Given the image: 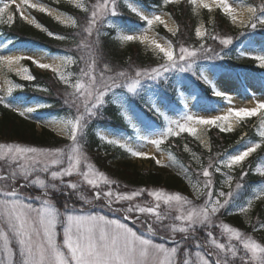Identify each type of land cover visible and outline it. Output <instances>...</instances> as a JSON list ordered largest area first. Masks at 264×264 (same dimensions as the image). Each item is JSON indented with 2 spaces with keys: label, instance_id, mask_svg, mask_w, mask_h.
<instances>
[{
  "label": "rangeland",
  "instance_id": "1",
  "mask_svg": "<svg viewBox=\"0 0 264 264\" xmlns=\"http://www.w3.org/2000/svg\"><path fill=\"white\" fill-rule=\"evenodd\" d=\"M11 1L0 0V5ZM19 1L20 7L0 9V26L12 24L17 14L35 28L42 29L33 14L47 15L67 28L76 26L72 17L48 4ZM51 1L86 10V0ZM185 3L200 18L198 39L206 35L204 16L212 21L213 14L221 10L231 26L240 29L255 14L252 6L238 5L233 0H164L163 6ZM125 4L146 21L142 30L128 32L112 19L106 21V26L115 30L122 48L136 45L143 53H151L161 65L156 67L157 74L165 78L174 64L175 53L171 41L157 29L175 36L177 24L165 11L147 10L132 0H125ZM243 52L258 59L256 69L263 78L250 71L236 76L232 72L216 75L217 72L204 69L202 76L219 93L217 101H199L195 86L187 83L182 72L178 75L185 105L182 113L175 108L167 111L166 103L153 89L146 88L148 103L166 119L165 130L156 133L108 80L89 82L75 75L72 56H57L40 47L14 45L0 38V102L11 113L33 124L38 133L45 130L71 144L60 149L35 150L0 142V264H264V222L255 214L256 208L264 209V184L242 205H231L240 189L230 184L235 168L256 153L259 143L238 144L218 161L216 168L227 186L215 194L212 189L206 192L205 185L189 182L183 185V192L163 189L123 192L113 189L110 178L94 168L77 140L79 116L49 115L43 112L47 107L44 102L26 100L19 94L23 90L20 82L33 81V72H40L52 75L79 95L86 111L104 103L116 105L135 129L136 138L102 129L97 131V137L114 149L120 148L126 153V161L142 172L153 168L170 171L168 166L174 159L165 147L172 135L193 133L200 146L209 150L207 133L212 124H218L221 130L234 131L250 118L256 120L258 131L264 135V110L258 102L264 98V38L253 37L250 48H244ZM134 77L137 94H142L146 90L141 80H146L147 75L136 73ZM218 83H224L226 88L220 89ZM247 102L257 107L244 106ZM211 113L216 114L212 120L204 115ZM149 149L155 154H149ZM256 172L264 177V161L257 164ZM63 189L83 198L92 193L88 198L90 204L87 208L71 204L65 196L68 193H61ZM55 191L57 195L52 196ZM233 211L238 213L242 224L226 217Z\"/></svg>",
  "mask_w": 264,
  "mask_h": 264
},
{
  "label": "trees",
  "instance_id": "2",
  "mask_svg": "<svg viewBox=\"0 0 264 264\" xmlns=\"http://www.w3.org/2000/svg\"><path fill=\"white\" fill-rule=\"evenodd\" d=\"M48 4L59 12L69 15L75 20V27H64L51 17L35 14L34 18L40 28H35L23 22L15 15L12 24L0 26V38L11 44L32 45L40 47L53 55L72 56L75 59L73 71L75 75L84 77L89 82L108 80L112 87L127 98L128 103L137 110L140 118L152 126L156 133L165 130L166 119L163 113L157 111L148 103L146 88H151L165 103L166 110L177 109L185 111V105L180 94L178 75L184 73L187 83L195 86L198 99L201 102L215 101L216 93L211 82L202 76V70L234 73L242 71L260 74L256 69L257 59L244 54V48H250L251 40L257 36L264 38V0H233L236 4L253 6L254 18L241 29L231 26L228 18L218 10L209 16H204L206 35L203 39L196 36L199 16L194 14L189 4L163 6L164 0H132L141 8L147 10L165 11L171 15L177 24L175 36L169 35L161 28L157 31L171 41L175 60L172 68L166 72L165 78L157 74L160 63H157L151 53L142 52L137 46L121 47L115 39V30L106 27V21L112 19L128 32H138L145 26L136 13L130 11L125 0H86V10L71 6L69 3H53L51 0H38ZM164 7V8H163ZM102 9V10H101ZM101 14L98 17V11ZM161 71L163 68H160ZM147 75L142 79L143 89L137 94L135 74ZM33 81L20 82L23 90L19 92L26 100L44 102L47 107L43 112L61 117L62 115L79 116L77 140L90 156V162L98 172L105 174L114 183L113 189L123 192H142L163 189L167 192H183L187 182L203 186L206 192L212 189L221 191L227 182L216 168L218 161L245 141L260 143L259 149L246 160L240 168H235L231 174V186H239L238 195L231 205L248 203L254 191L262 189L264 177L257 172V164L264 161V135L258 131V123L250 119L247 125L234 131L221 130L218 124H212L209 136V150L201 147L193 133H182L171 136L166 151L172 155L173 162L168 166L170 171L153 168L142 172L134 163L126 161V153L120 148H112L104 144L98 137L99 129L112 132L127 133L135 139V129L131 128L120 114V109L111 103L94 107L86 111L80 96L73 94L58 79L50 74L33 72ZM89 106L91 104L89 103ZM0 142H12L15 145H26L35 150L60 149L71 145L65 140L56 138L52 133L41 130L38 133L33 124L27 123L19 115L11 113L0 102ZM117 162V165H113ZM205 190L202 194H204ZM67 200L73 205L85 207L90 204L88 193L86 198L74 196L68 189L61 190ZM57 191L52 193V196ZM212 193V194H213ZM213 194V195H214ZM87 208V207H86ZM256 215L264 222V209L256 208ZM228 214L230 220L243 221L236 214Z\"/></svg>",
  "mask_w": 264,
  "mask_h": 264
},
{
  "label": "bare ground",
  "instance_id": "3",
  "mask_svg": "<svg viewBox=\"0 0 264 264\" xmlns=\"http://www.w3.org/2000/svg\"><path fill=\"white\" fill-rule=\"evenodd\" d=\"M20 6H21V5H20V1H19V0H13V1H11L10 3L3 5V7H2L1 9L3 10V9H7V8L20 7ZM217 86H218L220 89H224L225 84H224V83H218ZM225 88H226V87H225ZM258 102L261 103V104L263 105L262 110H264V98H262V99L259 100ZM236 103H237V102H236ZM256 105H257V104H253V103L247 102V103H245L244 106H246V107H248V108H251V107H257ZM238 108H240V107L238 106ZM204 115H205V117H206L207 119H211V120H212L213 118L216 117V114H214V113H211V114H204ZM243 153H245V152H243ZM149 154L152 155V154H155V153H154V151H153L152 149H149Z\"/></svg>",
  "mask_w": 264,
  "mask_h": 264
}]
</instances>
